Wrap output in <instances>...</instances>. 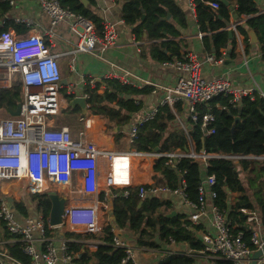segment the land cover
<instances>
[{
	"label": "built area",
	"instance_id": "1",
	"mask_svg": "<svg viewBox=\"0 0 264 264\" xmlns=\"http://www.w3.org/2000/svg\"><path fill=\"white\" fill-rule=\"evenodd\" d=\"M197 0H190L196 7ZM213 10H219L217 0H201ZM43 11L50 17L53 27L69 22L71 31L77 36L78 43L73 44L72 53L104 52L114 47L117 39L115 25L106 24L100 35L95 25L88 19L76 15L64 8L60 0H40ZM32 30L28 35L20 36L5 29L6 20L0 21V93L14 87L17 80L23 87V100L18 116L0 120V219L5 222L7 230L19 237L23 244V252L31 258V264H77L69 250V243L63 242L60 247L47 237L45 219L38 215L26 224L20 223L10 209L4 196L5 183L24 182V188L33 194H43L49 185L63 186L69 192L62 193L67 200L64 223L74 232L84 230L89 235H97L103 231L101 224V193L102 179L105 176L107 196L113 199L129 197L132 189L133 160L141 155L139 151L129 153L112 152L100 149L91 142L88 133L93 127L91 116L83 118V127L78 136H74L67 125L57 126L54 122L61 115L63 105L61 92L63 89L62 69L57 55L53 54L47 44L44 34L36 30V22L30 18L14 19ZM242 22L231 25L228 30L237 31ZM52 34L49 30L45 32ZM203 36V33L200 34ZM207 62H214L213 56L206 57ZM165 66L174 67L188 72L189 77H181L173 87L165 88L167 94L162 105H176L184 102L190 113L191 121L201 122L206 136L215 132L210 129L215 120L210 113H200L198 107L210 103L221 96H232L233 108H238L243 97L250 95L248 91H239L232 87L227 78L205 79L200 75L201 63L195 55H188L187 60L165 62ZM156 92V91H154ZM264 98V93L261 94ZM210 110V108H209ZM159 113L158 108L152 109L142 118L136 120L130 128V139L134 143L139 129L154 120ZM186 133L188 130L185 128ZM162 157L161 154H154ZM168 164L190 158L201 166L208 167L209 161L215 158L244 160L253 156L229 155L225 153H208L206 150L197 152L194 145L189 151L178 150L166 156ZM108 164V169L102 173L100 161ZM120 163V168L117 165ZM120 171L121 180L116 174ZM216 177L203 175L199 186V201L193 203L186 194V181L182 177L180 188L172 190L164 186H139L138 195L141 201L150 197L161 198L174 194L185 200L191 209L188 219L198 225L204 216H210L212 231H205L201 239L205 252L211 255L212 264L217 261H227L231 264H251L255 251L264 250V237L258 231H253L251 243L255 250L245 242L243 233L232 231L231 221L216 204L218 193L214 189ZM122 189L120 194H113L110 189ZM61 197V195H60ZM212 200L208 211V200ZM253 218H250L252 221ZM115 246L123 248L126 258L123 264L133 261L134 251L118 238H114ZM11 261L22 264L7 253L0 251V264ZM260 264H264L262 256Z\"/></svg>",
	"mask_w": 264,
	"mask_h": 264
},
{
	"label": "crops",
	"instance_id": "2",
	"mask_svg": "<svg viewBox=\"0 0 264 264\" xmlns=\"http://www.w3.org/2000/svg\"><path fill=\"white\" fill-rule=\"evenodd\" d=\"M94 1L97 3L98 13L104 23L115 25L117 32L116 44L104 52L72 53L73 44L78 43V38L71 31L69 22L66 21L53 27L50 17L42 9L40 0H0V2L9 3L11 6L10 12L0 19V21L6 20V30L13 31L20 36L28 35L32 30L23 24L17 23L14 19L16 17L30 18L36 22V30L44 34V38L51 47L52 53L57 55L62 69L63 81H67V84L64 85L62 81L61 98L63 109L61 115L54 122L57 126H69L74 136H78L79 130L83 127V118L91 116L93 127L89 131L88 137L100 149L123 153L138 151L130 139V126L154 108L159 109V121L166 127L161 143L170 137V135L182 131L186 133L185 128L188 130L192 127L190 113L184 102H179L182 103L179 109L177 108L179 103L173 106L169 104L162 105V101L167 94L165 88L175 86L181 77H189L190 74L174 67L165 66V62L155 57V46L159 47L161 52L172 57L170 62L180 61L179 56L177 54L174 55L171 51H175L176 48H179L183 60H187L188 55H195L201 63L200 75L203 78H227L233 88L239 91H248L250 96L258 94L262 97L261 94L264 93V53L262 44L260 43L259 34L255 30L258 43H253L248 33L249 29H251L247 25L249 17L245 15L239 17L236 13L235 3H230L227 0L229 2L228 7L231 8L229 19L224 20L219 15V18L224 20L225 27L215 32H203L198 23L197 5L196 7L194 5L192 7L190 0H171L180 9L181 20H176L175 17L168 13L166 21L174 26L179 35H168L167 38L158 41L148 39L147 33H143L142 37H139L132 27L125 22L123 8L127 2L126 0ZM254 2L260 10L259 14L264 15V0H254ZM239 22H242L241 26L247 29L246 34L241 33L239 30H228L231 25ZM49 30L52 31L51 35L45 33ZM223 32L228 33L229 42L218 51L215 47L214 36ZM230 32L232 35H230ZM201 33H203L202 37L200 36ZM161 43L172 44L170 46H161ZM207 56H213L215 61L207 62ZM109 79L118 80L125 85H130L139 90L148 89V93L134 96L133 99L141 105V110L135 114H131L128 124L123 126H115V123L109 122L102 114L95 113L94 106L89 102L91 96L89 89L97 90L98 93L103 94L109 91L106 84V80ZM71 96L73 97L71 98ZM76 96H84L86 98L88 107L86 115L82 113L81 107L70 104V101ZM126 97L130 98L129 95ZM165 106L170 108L175 118L171 119L167 116V112L162 110ZM217 107L222 109L219 103H217ZM9 116V111L0 109V120ZM177 151L178 149L167 153L162 152L157 147L152 152H141L146 155L138 156L133 160L131 171L132 189H136L141 185H146L147 187L152 185L164 186L166 184L165 174L162 171L155 170V165L160 158ZM154 154H161L163 156L157 157ZM253 157L256 158L248 157L244 160L254 163L264 162V156ZM120 166V163H118L117 169ZM100 169L102 173L108 169V164L103 160L100 161ZM202 169L203 172H206L207 168L202 166ZM239 172L246 192L255 207L254 210H243V213L248 215L247 225L248 227L250 226L252 231H258L261 237H264V214L260 209L261 205L256 195L258 192L257 188L255 189L250 183V180L255 176L250 174L249 171L241 169V167L239 168ZM116 179L118 182L121 180L120 171L117 172ZM24 186L26 187L22 181L5 183L3 192L10 209L22 224H26L30 219L37 218L38 215H42L37 210L38 198L32 197L36 194L27 191ZM47 189L46 192L55 191L61 197H63L62 193L69 192L67 187L56 185H49ZM110 190L113 194H120L122 192V189L114 188ZM106 191H108V188L104 185L100 197V217L103 231L100 234L89 236L84 230L74 232L69 226H61L58 229L50 226L51 229H54L53 237L50 239L53 240L57 247H60V244L63 242L75 243L81 247L80 255H83L86 251L95 253L100 246L106 245L104 241L106 237L104 229L111 226V232L114 236L134 251V264H160L171 255H191L196 258L197 264H212L213 260L209 253L205 251L196 252L187 244L170 243L162 245L161 248L140 246L139 232L132 230L129 225L124 228L119 227L113 205L115 199L107 196ZM237 197V193L231 194L230 202L233 203ZM150 198L153 197L149 196L147 199ZM10 199H13V202H10ZM163 200H169L172 205L166 213L171 214L172 212H176L175 216L186 215L189 217L191 209L180 196L169 194L167 199ZM212 203V200L209 199L208 211H210ZM20 205L26 208L27 216L21 214ZM250 218H253V220L250 221ZM3 222L0 219V251L8 254L9 247L20 241L19 237L12 235L7 230ZM197 226L203 227L201 231L197 232L199 238H201L203 232L213 230L210 216H204ZM67 233H70L72 236L67 237ZM5 264L17 263L5 261ZM59 264L63 263L60 262Z\"/></svg>",
	"mask_w": 264,
	"mask_h": 264
},
{
	"label": "trees",
	"instance_id": "3",
	"mask_svg": "<svg viewBox=\"0 0 264 264\" xmlns=\"http://www.w3.org/2000/svg\"><path fill=\"white\" fill-rule=\"evenodd\" d=\"M85 5L84 0H60L61 5L90 20L96 27V31L102 35L105 24L100 14L98 6L94 0H88ZM123 8V18L129 24L135 33L142 37L143 33L148 34L150 40H162L168 35L178 36L179 32L174 26L166 21L168 13L181 20V11L171 0H126ZM219 10H213L201 0L196 1V11L198 23L203 32H215L225 27L224 20L229 19L231 8L223 4L221 0ZM236 4V13L240 17L248 16L247 25L259 34L260 43L264 53V15L259 14V8L254 0H228ZM11 10L9 3L0 2V19L7 15ZM219 15L224 19L221 20ZM239 31L247 33V29L242 26ZM229 42L228 33H218L214 36L215 47L219 51ZM172 43H161V46H170ZM154 55L162 62H170L169 57L161 52L159 47L155 46ZM168 48V47H167ZM174 55H180L179 48L171 50ZM219 54V52H218ZM264 55V54H263ZM219 56V55H218ZM109 91L103 94L97 90L89 89V102L94 106L95 113L102 114L109 122L115 123V126L128 124L130 115L141 110V105L136 103L134 96L142 93H148V89L139 90L130 85H125L118 80H106ZM130 96L128 99L126 96ZM73 96H71L72 98ZM232 96H221L214 100L208 106L198 107L200 113L210 112L215 120L211 123L210 129L215 132L206 136L205 129L201 122L191 121V128L188 132L184 131L170 135L163 143V132L166 127L159 121V115L152 121L144 124L134 140V147L140 152H152L159 147L162 152L171 153L178 150L189 151L194 145L197 152L203 148L208 153H225L229 155H253L264 156V98L258 94L248 95L242 98L238 108H233ZM23 100V87L18 85L9 90H3L0 93V109L14 111ZM219 103L222 109L217 107ZM182 103L177 105L179 109ZM97 105V107H95ZM210 108V110H209ZM167 112L171 119L175 118L168 106L162 108ZM126 112V114H125ZM236 117L241 120L235 125ZM116 121V122H114ZM169 158H160L155 170L162 171L166 177V186L172 190L180 188L182 177L186 181V194L188 200L193 203L199 201V186L203 175H214L216 184L214 189L218 193L216 204L231 221L232 231L243 233L245 242L255 250L251 243L253 234L250 226L247 225L248 215L243 210H254V204L246 192L243 180L241 179L239 168L249 171L255 177L250 183L257 188V198L261 205V211L264 214V162L254 163L247 160H233L215 158L209 161L206 172H203L202 166L190 158H182L175 161L174 165L168 164ZM139 188L131 189L130 196H118L114 200V210L119 227L130 226L135 232H139V245L149 248H161L162 245L176 243L187 244L196 252L204 251L205 245L197 232L203 227L193 224L186 215H177L170 217L167 212L172 207L169 200H163L153 197L142 202L139 195ZM237 193V199L231 203L230 195ZM263 193V195H262ZM38 196L37 210L45 219V229L48 238L53 237V230L50 227L49 217L51 211V202L46 193L36 194ZM102 199V198H101ZM21 214L27 216V210L23 205L19 206ZM5 224V222H3ZM106 245H102L95 253L86 251L80 255L81 247L78 244L69 243V250L75 257L77 264H123L126 253L123 248L115 246L114 234L111 232V226L104 229ZM67 237H71L67 233ZM91 236V235H89ZM93 236V235H92ZM159 236L160 244L156 242ZM8 254L21 262L22 264H31V258L24 254L23 244L18 242L9 247ZM93 262L91 263V261ZM218 264H231L227 261H217ZM126 264H134L129 261ZM160 264H197V260L191 255H171Z\"/></svg>",
	"mask_w": 264,
	"mask_h": 264
},
{
	"label": "water",
	"instance_id": "4",
	"mask_svg": "<svg viewBox=\"0 0 264 264\" xmlns=\"http://www.w3.org/2000/svg\"><path fill=\"white\" fill-rule=\"evenodd\" d=\"M223 4L229 6V2L227 0H221ZM85 5H88L89 1L84 0ZM170 15V14H169ZM250 37L252 38L253 43H258L257 35L253 29H249L248 31ZM230 35L232 33L230 32ZM63 84L66 85L67 81H63ZM70 104L72 106L78 105L82 109V113L84 115L87 114L88 112V107H87V100L84 96H76L74 99L70 101ZM21 111V104L18 105L17 109L14 111H9L10 115L12 116H18ZM240 117H236L235 119V125L238 121H240ZM132 126V125H131ZM130 126V127H131ZM157 150V149H156ZM202 151H205V148L202 149ZM50 202H51V211H50V217H49V222L50 226L52 228H60L63 223H64V213H65V208L67 204V200L63 197H60V195L55 192V191H49L46 192ZM168 195H164L161 198L162 199H167ZM10 202H13V199H10ZM143 204V201L140 203V206ZM37 213V212H36ZM176 215V212H172L169 214L170 217H173ZM156 242L160 243L159 236L156 237ZM264 256V250H258L256 251L251 259V264H260L261 258Z\"/></svg>",
	"mask_w": 264,
	"mask_h": 264
},
{
	"label": "rangeland",
	"instance_id": "5",
	"mask_svg": "<svg viewBox=\"0 0 264 264\" xmlns=\"http://www.w3.org/2000/svg\"><path fill=\"white\" fill-rule=\"evenodd\" d=\"M21 83H20V80L18 79L17 80V83L16 84H14V87L15 86H18V85H20ZM105 181H106V179H105V176L103 177V179H102V185H105ZM39 196V195H38ZM38 196L37 195H33L32 197L33 198H38Z\"/></svg>",
	"mask_w": 264,
	"mask_h": 264
}]
</instances>
